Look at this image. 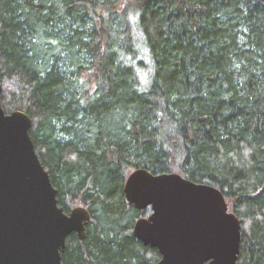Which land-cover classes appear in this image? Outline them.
<instances>
[{"label": "trees", "instance_id": "1", "mask_svg": "<svg viewBox=\"0 0 264 264\" xmlns=\"http://www.w3.org/2000/svg\"><path fill=\"white\" fill-rule=\"evenodd\" d=\"M0 73L59 204L91 213L64 264L161 259L134 234L151 212L125 198L137 168L218 187L241 220L238 264H264V0H0Z\"/></svg>", "mask_w": 264, "mask_h": 264}, {"label": "water", "instance_id": "2", "mask_svg": "<svg viewBox=\"0 0 264 264\" xmlns=\"http://www.w3.org/2000/svg\"><path fill=\"white\" fill-rule=\"evenodd\" d=\"M2 90L0 73V264H64L68 236L84 239L91 213L59 204L30 134L33 119L23 110L7 113ZM125 198L151 209L134 234L159 249L155 264H238L241 220L218 187L137 168L127 177Z\"/></svg>", "mask_w": 264, "mask_h": 264}, {"label": "rangeland", "instance_id": "3", "mask_svg": "<svg viewBox=\"0 0 264 264\" xmlns=\"http://www.w3.org/2000/svg\"><path fill=\"white\" fill-rule=\"evenodd\" d=\"M134 0H121V3H132ZM136 36H137V43H138V52H137V55H136V58L138 60L140 59H143L145 58V53L144 51L146 50V46H145V43L143 41V38H142V35H141V32L139 29L136 30ZM139 67V66H138ZM151 72H152V68L149 67V65L147 64L146 67H139L138 68V77H139V80H140V83L142 85H144L145 87H147L145 84L149 81V79L151 78ZM133 171V170H132ZM131 171V172H132ZM130 172V173H131ZM81 205V204H80ZM76 206H79V205H76ZM74 206V207H76ZM72 207V208H74ZM71 208V209H72Z\"/></svg>", "mask_w": 264, "mask_h": 264}, {"label": "flooded vegetation", "instance_id": "4", "mask_svg": "<svg viewBox=\"0 0 264 264\" xmlns=\"http://www.w3.org/2000/svg\"><path fill=\"white\" fill-rule=\"evenodd\" d=\"M161 257H162V255H161Z\"/></svg>", "mask_w": 264, "mask_h": 264}]
</instances>
